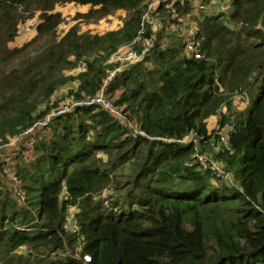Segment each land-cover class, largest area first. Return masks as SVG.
Returning <instances> with one entry per match:
<instances>
[{
  "label": "trees",
  "instance_id": "trees-1",
  "mask_svg": "<svg viewBox=\"0 0 264 264\" xmlns=\"http://www.w3.org/2000/svg\"><path fill=\"white\" fill-rule=\"evenodd\" d=\"M145 2L0 0V145L59 109L53 98L73 79L65 75L71 67L85 63L70 97L97 95L120 64L106 62L137 38ZM67 3L91 6L89 18L127 15L116 32L72 28L58 40L54 10ZM38 10L36 38L9 48ZM198 23L201 59L172 36L109 84L107 93H118L116 104L154 140L130 138L108 112L79 107L7 151L15 168L9 174L0 161V171L19 184L0 180V264H264V0H231L229 14L204 12ZM221 134L227 141L214 158L230 180L202 171L194 157L196 139L213 151L211 138Z\"/></svg>",
  "mask_w": 264,
  "mask_h": 264
},
{
  "label": "built area",
  "instance_id": "built-area-1",
  "mask_svg": "<svg viewBox=\"0 0 264 264\" xmlns=\"http://www.w3.org/2000/svg\"><path fill=\"white\" fill-rule=\"evenodd\" d=\"M231 0H146L145 11L142 14L141 29L137 38L131 45H126L116 51L110 59L111 63H120L123 66H130L138 63H143L147 56L151 54L158 42L165 38L171 42V37L174 35L181 43L183 52L192 58L201 59L202 53L200 50V42L198 41L199 35V16L205 12L219 14L224 12L226 15L230 12ZM186 5L190 7V11L186 14L180 12L179 8H185ZM151 30L152 36L144 40V34ZM143 44V48H137V44ZM147 65H150L147 63ZM71 110L57 109L47 118L37 122L33 127L22 133L18 139L13 140L9 144L0 145V161L5 163V170L7 173L12 174L16 162L12 154L7 151L13 148V144L19 146V139L33 138L34 136H45L48 126L56 116H63L67 113L74 111L79 107H93L95 109H102L108 112L116 119L119 125L129 128L127 136L137 139L140 136L147 137L150 140L155 138L148 136L133 122H130L125 114L123 107L118 106L111 97L105 92L101 91L93 97H87L81 100H76L72 105ZM29 138V139H30ZM221 141L223 145L227 141V136L222 134ZM197 143V141L195 142ZM32 149V142L26 144L24 150L25 155H29ZM199 168L206 172L211 170L218 177L222 179H229L230 175L225 171L222 164L216 160H212L211 156L199 150L198 145L195 146L194 155ZM15 185L19 184V180L15 176H11ZM66 190V188H65ZM16 200L20 206L24 201V195L17 193ZM75 216V213H74ZM73 216V217H74ZM85 262L91 261L90 255H85Z\"/></svg>",
  "mask_w": 264,
  "mask_h": 264
},
{
  "label": "rangeland",
  "instance_id": "rangeland-1",
  "mask_svg": "<svg viewBox=\"0 0 264 264\" xmlns=\"http://www.w3.org/2000/svg\"><path fill=\"white\" fill-rule=\"evenodd\" d=\"M90 8H91V6L79 5V4H75V3H67V4H63V5H57L56 9L54 10V13H59V15L61 17V24L58 26V28L56 30L57 39L58 40L61 39L72 28H75L82 35H90V36H94V35H100V36L102 35L103 36V35L110 33V32H116V31L120 30L121 27L123 26V22L126 18V15H127L126 11L120 10V11H116V12L112 13L111 15H109L107 17L89 18V17H86V15L88 14ZM41 14H42V11L38 10L32 18H28L24 23H22L20 25L19 33H18L17 37L15 38V40L9 44V48L22 47L23 45L33 41L36 38L38 25L42 22ZM171 42H172V40H171ZM171 42L169 39L165 38L161 41V45L167 46ZM131 44H125L124 43V44H122V46L119 47V49H121L122 47H124L126 45H131ZM138 45H139V47H137V48H143V44L138 43L137 46ZM180 45H181V43H180ZM106 63H111V62L109 60V62H106ZM111 64H113V63H111ZM83 66H85V63L81 62V63H79V64H77V65H75V66H73L70 69L65 71L66 77L73 78V79L70 80L67 85L62 87L60 89L58 95L55 98H53V100H56L58 98L61 99V102H60L61 106L59 108L65 109V110H71L73 108L72 105L74 104V102L76 100L73 99L72 97H70V91L75 90L77 88L78 81H77L76 77L82 70H84ZM125 68H127V66H123L121 64H118V65L116 64L114 66V68L109 72V75H108L107 79L105 80V85L101 90V91L105 92L106 94H108L111 97V99L114 100L115 103H116L117 98H118V93L110 94V93H107V90L109 88L110 82H112V80L117 76L116 74L118 72L124 70ZM122 109L124 110V107ZM101 110H100V108L94 109V112H99ZM219 120H220L219 115L213 116L208 120V129L210 132H212L213 130L214 131L218 130ZM129 121L131 122V120H129ZM224 131H225V129H224ZM221 136H222V134H221ZM193 139H195V138L189 137L186 140L190 141ZM196 140H197L196 144L198 145L199 150H201V149L203 150V148H201L200 141L198 139H196ZM14 144L12 147H13V149H16V147H18V146L14 145ZM210 144L213 148L212 149L213 151H206V153H208L211 156L212 160H215V158H214L215 153L214 152H219L221 150V147L223 146V142L221 140L218 141L215 138H211ZM230 179H231V177L229 178V180ZM0 180L3 184H5L6 186H9L10 188H11L12 182H14L13 178L10 175L9 176H3L1 171H0ZM107 196H109V193L105 192L103 195V198L106 199ZM14 200L17 202L15 196H14ZM74 213H75L74 209H72V208L69 209L68 226L71 229H74L76 226V221L73 217Z\"/></svg>",
  "mask_w": 264,
  "mask_h": 264
},
{
  "label": "water",
  "instance_id": "water-1",
  "mask_svg": "<svg viewBox=\"0 0 264 264\" xmlns=\"http://www.w3.org/2000/svg\"><path fill=\"white\" fill-rule=\"evenodd\" d=\"M226 26H227L230 30H235V25L230 24L229 22L226 23Z\"/></svg>",
  "mask_w": 264,
  "mask_h": 264
}]
</instances>
